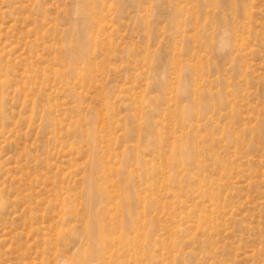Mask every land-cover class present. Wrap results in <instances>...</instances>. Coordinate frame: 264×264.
Wrapping results in <instances>:
<instances>
[{
	"label": "rangeland",
	"instance_id": "rangeland-1",
	"mask_svg": "<svg viewBox=\"0 0 264 264\" xmlns=\"http://www.w3.org/2000/svg\"><path fill=\"white\" fill-rule=\"evenodd\" d=\"M0 264H264V0H0Z\"/></svg>",
	"mask_w": 264,
	"mask_h": 264
}]
</instances>
